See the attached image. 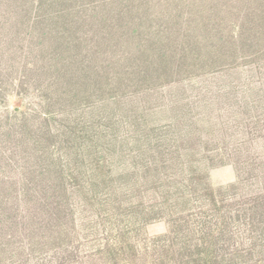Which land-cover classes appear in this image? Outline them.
<instances>
[{
  "label": "trees",
  "instance_id": "trees-1",
  "mask_svg": "<svg viewBox=\"0 0 264 264\" xmlns=\"http://www.w3.org/2000/svg\"><path fill=\"white\" fill-rule=\"evenodd\" d=\"M0 264H264V0H0Z\"/></svg>",
  "mask_w": 264,
  "mask_h": 264
},
{
  "label": "rangeland",
  "instance_id": "rangeland-1",
  "mask_svg": "<svg viewBox=\"0 0 264 264\" xmlns=\"http://www.w3.org/2000/svg\"><path fill=\"white\" fill-rule=\"evenodd\" d=\"M23 103L20 100L13 99L11 101V106H21ZM211 182L215 187L227 185L233 183L237 180V174L233 166H225L213 169L210 173ZM147 233L150 235H159L168 231V225L165 222H159L147 227Z\"/></svg>",
  "mask_w": 264,
  "mask_h": 264
}]
</instances>
